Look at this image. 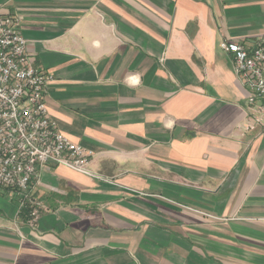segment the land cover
Wrapping results in <instances>:
<instances>
[{
    "label": "crops",
    "instance_id": "0c3cea01",
    "mask_svg": "<svg viewBox=\"0 0 264 264\" xmlns=\"http://www.w3.org/2000/svg\"><path fill=\"white\" fill-rule=\"evenodd\" d=\"M45 103L94 151L48 164L30 223L0 188V264H264V124L219 43L264 35V0H0Z\"/></svg>",
    "mask_w": 264,
    "mask_h": 264
},
{
    "label": "built area",
    "instance_id": "2783aa9c",
    "mask_svg": "<svg viewBox=\"0 0 264 264\" xmlns=\"http://www.w3.org/2000/svg\"><path fill=\"white\" fill-rule=\"evenodd\" d=\"M25 46L17 18L0 12V188L20 197V210L34 223L42 205L31 197V183L43 166L101 177L87 167L94 151L71 141L50 117L45 95L52 77L30 61ZM219 46L232 55L246 87L253 119L244 130H253L264 124V35L252 44L224 39Z\"/></svg>",
    "mask_w": 264,
    "mask_h": 264
}]
</instances>
